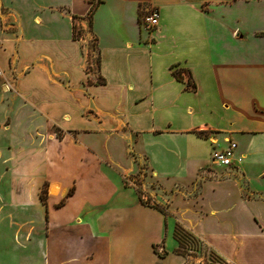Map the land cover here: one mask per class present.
I'll use <instances>...</instances> for the list:
<instances>
[{"label":"crops","instance_id":"0c3cea01","mask_svg":"<svg viewBox=\"0 0 264 264\" xmlns=\"http://www.w3.org/2000/svg\"><path fill=\"white\" fill-rule=\"evenodd\" d=\"M0 68V264H264V0H0Z\"/></svg>","mask_w":264,"mask_h":264},{"label":"rangeland","instance_id":"374dc122","mask_svg":"<svg viewBox=\"0 0 264 264\" xmlns=\"http://www.w3.org/2000/svg\"><path fill=\"white\" fill-rule=\"evenodd\" d=\"M0 92H1V88H0ZM139 168L141 170H139L140 172H138V175L136 176V181L134 182V184L130 185V181H127V186H132L136 189L137 193L139 194V197L142 198L143 202L147 203L148 201H150L149 199H144V187L142 184V180L143 182L145 181V179H142V174H145L144 171H146V168L140 167ZM146 176H148V172H146ZM146 182V181H145ZM146 185V184H145ZM156 190V185L152 184V186L148 185L147 186V191L150 192L153 189ZM146 190V189H145ZM145 191V192H147ZM150 205L153 207L155 206V204L150 203ZM172 223V222H171ZM169 223V225L171 224ZM172 224L169 226V231H168V240H167V246H171V234H172ZM185 229L179 224L176 223L175 229H174V236H172L176 242L178 243V248H179V242L177 240V236H180V240L181 238H183L182 242L183 245H181V253H183L184 257L187 260L186 264H220V261L214 256L213 252L210 251V249L208 247H206L205 245L199 243L197 240L195 241V239L191 238L190 235L189 237L186 236V232L184 231ZM178 232V233H177ZM188 233V232H187ZM186 237V238H185ZM175 250V253L179 250V249ZM162 249V245H159L156 247V251L158 252L159 255H164L160 250Z\"/></svg>","mask_w":264,"mask_h":264},{"label":"built area","instance_id":"2783aa9c","mask_svg":"<svg viewBox=\"0 0 264 264\" xmlns=\"http://www.w3.org/2000/svg\"><path fill=\"white\" fill-rule=\"evenodd\" d=\"M160 22V11L155 6H150L143 11L140 17L141 28L147 33H153L158 29ZM82 26L76 24V33L82 34ZM0 80H6L5 71L0 68ZM9 85V84H8ZM6 85V86H8ZM9 87V86H8ZM229 146L223 150H214L211 155V164L213 167L232 168L235 167V152L238 145L235 142L228 141ZM239 162H241L239 160Z\"/></svg>","mask_w":264,"mask_h":264},{"label":"trees","instance_id":"16d2710c","mask_svg":"<svg viewBox=\"0 0 264 264\" xmlns=\"http://www.w3.org/2000/svg\"><path fill=\"white\" fill-rule=\"evenodd\" d=\"M75 31H76V30L74 29V33H75ZM75 37H76V34H75ZM176 75H177V74H176ZM198 134L201 135V136H205L206 133H205V132H198ZM45 194H46V189L44 188V190H43V192H42V196H41V198H42L43 201H45ZM140 201H141L142 204L149 205L148 203L143 202L142 198H140ZM160 211L163 212L161 209H160ZM177 233H178V232H177ZM185 234H186V236H188V237H189V235H190V234L187 233V232H186ZM176 236H177V240H178V242H179V248H178L179 250L176 252V254L181 255V256H184L183 253H181V251H180V249H181V245H183V242H182L183 238H181V240H180V236H178L177 234H176ZM190 237L193 238V239H195L192 235H190ZM185 238H186V237H185ZM195 241H196V239H195Z\"/></svg>","mask_w":264,"mask_h":264}]
</instances>
